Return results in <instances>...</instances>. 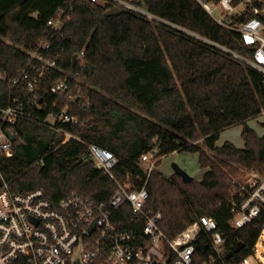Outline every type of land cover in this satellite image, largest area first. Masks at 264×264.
Segmentation results:
<instances>
[{
	"label": "trees",
	"instance_id": "trees-1",
	"mask_svg": "<svg viewBox=\"0 0 264 264\" xmlns=\"http://www.w3.org/2000/svg\"><path fill=\"white\" fill-rule=\"evenodd\" d=\"M69 2L0 0V74L6 77L0 79V91L7 95L9 83L29 66L22 49L30 51L53 39L55 47L64 48V72L50 71L49 80L80 72L86 95L81 105L89 100L84 108L75 104L72 112L80 123L66 130L87 144L111 150L118 164L112 175L104 174L87 144L65 142L58 131L21 121L14 129L13 154L0 152V189L5 184L15 193L41 188L54 203L74 193L102 202L116 192V180L129 191L147 183V208L162 212L160 226L169 238L198 217L209 216L226 238V263L241 264L253 255L264 213L237 230L228 200L241 169L264 173V136L247 126L264 106V75L215 45L166 25L125 11L109 15L106 7L90 0H76L72 7ZM142 2L157 16L204 39L237 53L248 51L239 33L221 26L198 0ZM60 9L66 10L64 25L53 31L48 21ZM84 49L82 69L73 57ZM24 94L30 97L28 91ZM237 124L245 125V147L230 142L218 146L221 132ZM153 149L160 158L174 152L199 154L206 169L203 179L186 181L178 173L169 178L159 171L148 176L142 157ZM117 213L121 226H139L142 232V223L135 222L128 206ZM241 242L242 250L228 258ZM196 247V264L214 253L205 232Z\"/></svg>",
	"mask_w": 264,
	"mask_h": 264
},
{
	"label": "built area",
	"instance_id": "built-area-1",
	"mask_svg": "<svg viewBox=\"0 0 264 264\" xmlns=\"http://www.w3.org/2000/svg\"><path fill=\"white\" fill-rule=\"evenodd\" d=\"M74 1L70 0L71 7ZM90 1L107 10L119 9L138 15L153 24L166 25L215 45L264 75V0H198L221 26L239 33L248 50L245 54L157 16L142 0ZM65 13V9H60L58 16L48 21L53 31L63 27ZM52 40L42 41L30 51L22 49L29 56V66L9 83L10 91L0 98V152L8 156L13 154L14 142L8 133L14 134L21 121L58 131L65 136V142L77 140L87 144L66 130V126L80 123V118L72 112L75 104L81 108L89 106V100L84 107L81 105L86 99L81 90V73L66 72L65 77L56 82L49 80L50 71L64 72L60 66L64 48L55 47ZM76 55V64L83 69L85 49ZM0 79L6 81L3 74ZM24 90L30 94L29 98ZM6 101L7 104H2ZM260 116H264V106ZM87 145L97 168L112 175L118 164L114 152L96 144ZM157 154L158 150L153 149L142 157L148 176L158 171L160 157ZM116 182L118 188L108 201L99 202L86 194L74 193L57 203L52 202L41 188L15 193L5 184L0 189V264H74L80 249L83 264H196V241L203 232L208 235L214 250L203 264H227L223 256L226 238L218 231L213 218L200 216L171 239L160 226L162 212L147 208L150 197L147 183L139 190L129 191ZM228 205L235 229L257 221L264 213V173L253 168L244 179L235 180ZM124 206H128L136 223H142V232L139 226L120 225L117 211ZM252 256L264 264V228ZM250 257L241 264H250Z\"/></svg>",
	"mask_w": 264,
	"mask_h": 264
},
{
	"label": "rangeland",
	"instance_id": "rangeland-1",
	"mask_svg": "<svg viewBox=\"0 0 264 264\" xmlns=\"http://www.w3.org/2000/svg\"><path fill=\"white\" fill-rule=\"evenodd\" d=\"M247 126L253 129L260 137L264 136V116H258L257 118L249 120ZM244 128V124H237L223 130L217 145L222 146L226 142H230L237 148H243L245 146V140L243 138ZM202 142L203 140L199 144H202ZM204 149L207 153L212 154L207 147L204 146ZM159 161H161V164L158 165V171L169 178L176 174V168L182 169L189 177L196 181H201L206 172V169L201 166L199 154L197 153L174 152L160 158ZM249 170L241 169V175L235 177V179H244ZM249 263L260 264L253 256L249 258Z\"/></svg>",
	"mask_w": 264,
	"mask_h": 264
},
{
	"label": "water",
	"instance_id": "water-1",
	"mask_svg": "<svg viewBox=\"0 0 264 264\" xmlns=\"http://www.w3.org/2000/svg\"><path fill=\"white\" fill-rule=\"evenodd\" d=\"M122 11L119 10V9H111V10H108V14L109 15H115V14H120ZM73 60H74V63H76V60H77V55H75L73 57ZM3 93L0 91V98L2 97ZM11 140L12 141H15L16 140V136L12 133V132H9L8 133ZM176 173L180 174L186 181H190L192 178L189 177L182 169L180 168H176ZM94 227V226H93ZM92 227V229H93ZM244 247V244L241 242L238 244V246L236 247V249L234 251H232L229 255H228V258L229 257H232L234 254L236 253H239L242 248ZM81 249L77 252L75 258H74V264H83L82 260H81ZM168 262V261H166Z\"/></svg>",
	"mask_w": 264,
	"mask_h": 264
},
{
	"label": "crops",
	"instance_id": "crops-1",
	"mask_svg": "<svg viewBox=\"0 0 264 264\" xmlns=\"http://www.w3.org/2000/svg\"><path fill=\"white\" fill-rule=\"evenodd\" d=\"M244 147H245V146H244ZM244 147H243V148H244ZM157 170H158V168H157ZM173 174H174V173H173Z\"/></svg>",
	"mask_w": 264,
	"mask_h": 264
}]
</instances>
